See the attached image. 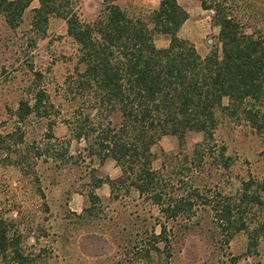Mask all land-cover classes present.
I'll list each match as a JSON object with an SVG mask.
<instances>
[{
    "label": "trees",
    "instance_id": "trees-1",
    "mask_svg": "<svg viewBox=\"0 0 264 264\" xmlns=\"http://www.w3.org/2000/svg\"><path fill=\"white\" fill-rule=\"evenodd\" d=\"M32 1L0 0V16L16 28ZM36 1L26 44L31 47L45 37L49 17H59L75 45V62L55 93L60 99L56 104L41 84L19 100L18 121L38 114L47 120V140L55 142L38 147V156L15 149V164L34 167L44 152L63 165L72 158V142L78 145L75 164L88 169L85 185L93 202L100 199L94 189L107 183L111 194L119 188L135 189L157 208L160 230L156 233L151 226L153 240L140 238L133 246L138 258L149 257L150 250H165L169 257L174 236L167 234L168 224L188 230L199 211L210 213L220 246L242 232L248 246L255 248L263 241L264 249V175L246 171L236 179L233 163L214 140L219 110L237 114L264 140V0H196L211 12L218 27L216 42L205 56L178 35L188 17L178 0H159L146 13L120 0H103L91 20L82 18L79 0ZM156 34L168 38L166 47L156 46ZM33 75L39 84L41 71ZM63 102L67 108L61 120L67 134L57 137L49 111L53 108L60 114ZM189 130L203 134L191 153H184L179 165L166 172L165 166L154 169L152 149L159 140L176 135L182 141ZM6 135L10 134L0 132V154L10 148ZM18 138L22 145V134ZM107 159L119 167L115 178L97 176L92 167L95 160L102 164ZM230 168L233 187L224 191L220 175ZM10 243L0 220L1 259L9 264L37 261ZM208 264H235V260L218 258Z\"/></svg>",
    "mask_w": 264,
    "mask_h": 264
},
{
    "label": "rangeland",
    "instance_id": "rangeland-1",
    "mask_svg": "<svg viewBox=\"0 0 264 264\" xmlns=\"http://www.w3.org/2000/svg\"><path fill=\"white\" fill-rule=\"evenodd\" d=\"M102 1L79 0L82 18L93 19ZM158 1L120 0L122 5L129 4L141 13ZM178 1L188 12L178 35L191 41L197 52L205 56L218 33L211 12L201 8L196 0ZM37 5L36 0L30 3L16 28L0 16V132L10 134L4 137L9 151L3 149L0 154V220L11 238L10 246L31 255L37 260L34 264H208L218 258H230L235 264H264L263 241L255 248L250 247L242 232L233 235L227 246H220L207 211H199L188 230L181 224H173L172 228L168 224L167 234L174 236L169 257L165 250H150L149 257L138 258L133 246L140 238L146 242L153 240L151 226L156 233L160 230L157 208L140 198L135 189L125 192L119 188L111 194L107 183L94 189L100 199L93 202L88 195L89 186L85 185L88 169L75 164L78 145L74 142L70 148L72 158L63 165L52 161L50 155L44 156V152L34 167L15 164L12 152L27 149L36 154L43 143L55 142L47 140V120L38 114L33 112L24 122L18 121L19 100L41 84L56 104L60 99L55 93L75 62V45L66 33L65 21L59 17H49L45 37L37 39L31 47L26 44L31 9ZM154 42L157 47H166L168 38L156 34ZM35 71H41L43 76L39 84L34 80ZM226 103L227 99H223V104ZM61 107L60 114L56 115L53 108L49 111L56 121L52 130L57 137L67 134L61 120L67 106L63 102ZM253 132L237 114L218 111L215 145L217 149H225L236 179L246 171L264 175V140ZM21 134L22 145L18 144ZM202 137V132L195 130L187 131L182 141L176 135L163 136L152 149L153 168L160 170L165 166L166 172L178 166L181 156L190 154ZM92 167L97 176L115 178L120 173L112 159L102 164L95 160ZM231 168L222 170L220 175L224 191L233 187ZM162 243L161 240L159 245ZM0 264L9 263L0 257Z\"/></svg>",
    "mask_w": 264,
    "mask_h": 264
}]
</instances>
